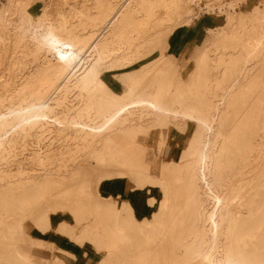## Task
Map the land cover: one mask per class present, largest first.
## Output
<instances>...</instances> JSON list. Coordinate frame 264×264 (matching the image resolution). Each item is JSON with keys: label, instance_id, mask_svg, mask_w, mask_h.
<instances>
[{"label": "bare ground", "instance_id": "6f19581e", "mask_svg": "<svg viewBox=\"0 0 264 264\" xmlns=\"http://www.w3.org/2000/svg\"><path fill=\"white\" fill-rule=\"evenodd\" d=\"M38 1L0 0V264L77 257L33 228L83 264H264V0ZM115 178L158 186L157 209L119 206Z\"/></svg>", "mask_w": 264, "mask_h": 264}, {"label": "rangeland", "instance_id": "374dc122", "mask_svg": "<svg viewBox=\"0 0 264 264\" xmlns=\"http://www.w3.org/2000/svg\"><path fill=\"white\" fill-rule=\"evenodd\" d=\"M258 1L259 0H253L248 3L246 7L251 8ZM41 7V3L38 0H34L33 12L36 13L40 11ZM207 18L208 16L205 15L203 20ZM198 28H200V30H198ZM177 34V40L174 43V46L171 48V51L178 59L183 62L187 58H189L194 45L199 42L200 38L204 37L207 34V30L203 25H201L199 19H195L192 23L179 29ZM184 140L186 141V136H184ZM168 144L167 146H169ZM160 155L163 157L167 156L166 148L161 151ZM113 180L116 181V183L108 184L106 183V181H104L101 184L102 192L104 194H112L116 196L119 206L122 205L123 199L127 200L133 207L135 215L138 219H141L145 216L149 217L151 213L157 209L159 200L162 197V192L158 186L134 188L135 183L129 178H115ZM152 198L154 199V203L151 205L149 204V199ZM58 213L59 212L52 214V222L54 226H56L60 222V220L70 219L69 215ZM32 231L34 234L39 235L41 238L47 241H56L57 244L62 247L68 248L71 253L77 255V257L75 258L73 257V255L65 251H60L57 249L54 250L50 246L46 245L42 247L40 246L36 250L38 253L36 258L39 264H52V259L55 256L63 258L67 262V264H83L88 259L87 255H85V249H87L88 253L91 255L90 260L92 263H94L97 259V256L94 254V250L92 247H83L77 242L71 240L68 235L56 232L53 228L47 232L41 231L37 228H33Z\"/></svg>", "mask_w": 264, "mask_h": 264}, {"label": "crops", "instance_id": "0c3cea01", "mask_svg": "<svg viewBox=\"0 0 264 264\" xmlns=\"http://www.w3.org/2000/svg\"><path fill=\"white\" fill-rule=\"evenodd\" d=\"M182 140H184V138ZM168 145L169 146H166L167 157L171 156V155H176L178 152H175V147L173 148V146L171 144H168Z\"/></svg>", "mask_w": 264, "mask_h": 264}, {"label": "clouds", "instance_id": "9594fccd", "mask_svg": "<svg viewBox=\"0 0 264 264\" xmlns=\"http://www.w3.org/2000/svg\"><path fill=\"white\" fill-rule=\"evenodd\" d=\"M26 27H28V26H26ZM53 38V36H52V32H51V30H49V37H48V39L50 40V39H52Z\"/></svg>", "mask_w": 264, "mask_h": 264}]
</instances>
